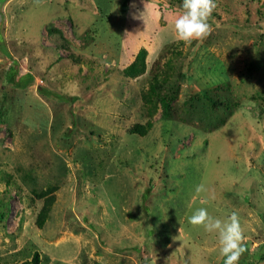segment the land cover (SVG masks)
Wrapping results in <instances>:
<instances>
[{
    "label": "rangeland",
    "instance_id": "obj_1",
    "mask_svg": "<svg viewBox=\"0 0 264 264\" xmlns=\"http://www.w3.org/2000/svg\"><path fill=\"white\" fill-rule=\"evenodd\" d=\"M178 1L0 0V264H224L199 208L264 264V0Z\"/></svg>",
    "mask_w": 264,
    "mask_h": 264
},
{
    "label": "clouds",
    "instance_id": "obj_2",
    "mask_svg": "<svg viewBox=\"0 0 264 264\" xmlns=\"http://www.w3.org/2000/svg\"><path fill=\"white\" fill-rule=\"evenodd\" d=\"M182 7V14L174 22L176 39L190 45L210 35L212 29L208 21L216 8L214 0H183ZM196 191H204V186L198 185ZM189 223L202 227L208 233L218 234L219 251L225 257L224 264H238L246 251L238 213L233 212L226 221H222L210 215L206 208H199L189 217Z\"/></svg>",
    "mask_w": 264,
    "mask_h": 264
},
{
    "label": "trees",
    "instance_id": "obj_3",
    "mask_svg": "<svg viewBox=\"0 0 264 264\" xmlns=\"http://www.w3.org/2000/svg\"><path fill=\"white\" fill-rule=\"evenodd\" d=\"M178 2H180V0H179ZM9 73H10L11 77L14 79L15 76L17 75V70H16V68H15L14 66L10 67V68H9ZM183 75H184V74H182V76H183ZM156 77H159V76L155 74L154 82L152 83V86H151V91H152V92H156L157 88H161V87H159L160 84H163V83H161V81H160L159 79H157ZM26 79H27L28 81H31V80H32V76H31L30 74H27V75H26ZM25 84H26V82L24 81V82H23V85H25ZM168 89H169V88H168ZM168 89H167V90H168ZM164 97H165V96H164ZM162 106H163L164 109H167V108L169 107V102H166L165 100H163V102H162ZM141 128H143L142 125H137L135 128L130 129V132L133 133V134H142V135H143V133L145 132V129H144V128L141 129ZM45 210H46V209H45ZM45 212H46V211H45ZM38 219L41 220V213H39V218H38ZM33 258H34V259H33L32 262H33V264H36L37 261H38V255L35 253Z\"/></svg>",
    "mask_w": 264,
    "mask_h": 264
}]
</instances>
